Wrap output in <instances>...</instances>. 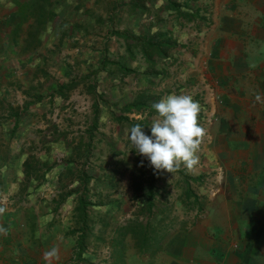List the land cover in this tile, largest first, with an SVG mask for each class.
Here are the masks:
<instances>
[{
  "label": "crops",
  "instance_id": "0c3cea01",
  "mask_svg": "<svg viewBox=\"0 0 264 264\" xmlns=\"http://www.w3.org/2000/svg\"><path fill=\"white\" fill-rule=\"evenodd\" d=\"M157 2L141 1L142 18L134 14L138 3L128 4L133 12L126 32L143 41L123 47L132 57L116 56L115 66L108 69L85 66L80 76H86L88 87L105 80H113L115 90L125 87L126 93H117L114 115L123 103L142 95L151 104L173 93L187 94L202 105V117L224 119L221 125L210 126L211 132L242 134V99L252 97V86L247 91L244 81L258 79L257 86H262L264 78V0H171L174 6L165 0ZM6 49L0 46L5 57ZM136 69L143 71L140 80L134 77ZM66 72L60 66H0V263L116 264L114 243L132 235L117 234L120 225L116 224L129 211L112 206L118 200L127 202L128 194L102 192L107 184L114 187L108 178H113L115 166H129L134 150L129 152L130 129H92L98 122L95 106L89 102L80 148L91 146L99 130L107 135L98 141L106 151L100 159L94 156L95 167L89 161L74 165L65 122L55 108L60 101L64 109L68 94L39 98L40 82L57 84L56 90L79 78ZM252 156L254 164L244 169L241 158L221 166L230 181L229 193L209 192L207 207L194 204L195 213L206 210L211 217L209 222L195 223L191 237L173 229L141 255L124 246L118 264H264V161L261 153ZM240 178H245L246 190L239 189ZM87 201H94L93 207L88 209ZM92 213L94 233L85 223ZM73 214L80 216L78 225L71 224ZM108 230L113 239L103 241ZM87 244L95 248L94 258L86 255ZM52 250L55 255L46 259L45 253Z\"/></svg>",
  "mask_w": 264,
  "mask_h": 264
},
{
  "label": "rangeland",
  "instance_id": "374dc122",
  "mask_svg": "<svg viewBox=\"0 0 264 264\" xmlns=\"http://www.w3.org/2000/svg\"><path fill=\"white\" fill-rule=\"evenodd\" d=\"M130 1L134 2L133 4L138 3V7L135 8L137 10L135 16L142 18L145 12L141 3L143 0H0V46L4 45L7 48L5 52H8L5 57L0 51V66L3 63L6 66H60L65 72L69 70L70 75L79 76V78H72L66 83L70 84L72 81L68 88H62V84L54 90L53 87L57 84L53 86L48 83L47 86H44L43 82H40L39 87V98L44 94L50 95V97L53 94L59 96L68 94L69 101L64 109L61 108L62 102L58 100L55 108L58 109L56 113L61 114L65 122L69 142L71 141L72 157L70 160L74 165H77L79 161L83 165L89 161L95 167L97 163H95L94 156L100 159L99 156L106 151L98 141L101 136L107 135H101L99 132H106L112 127H126V122L113 119L116 107H118L115 103L117 93L120 95L126 93L125 87L115 90L111 84L113 80H105L98 86L93 84V87H88L90 83H87L86 76H80L82 75L80 72L82 73V70L87 68L85 66H105L107 69L115 66L112 63L116 60V56L127 58L129 55L127 51L124 53L123 47L126 46V43L129 46L132 43L136 44L137 41L139 44L143 43L140 39L131 38V34L127 33L129 32L127 29V24L130 22L129 14L133 12V8L128 7ZM153 1L155 4L158 3V0ZM122 32L129 34H124L128 39H124L118 34ZM20 61L23 63L21 64ZM142 72V69H136L134 77L142 79ZM98 78H104V76L99 75ZM108 79H112V77H108ZM244 83L248 85L247 91L251 89L252 97L242 99V112L245 115L242 118V134L211 132L210 126L214 125L215 128L217 124L221 125L224 119L210 117V115L202 117L199 113L198 122L206 129V135L197 152L198 164L192 169L181 165L180 169L172 174L162 170L155 171L154 177L148 179L147 175L142 172L145 168L146 173L149 171L150 162L146 158L143 159L141 155H137L133 145L129 144V152L134 150L132 157L128 158V168H125L124 165L115 166L113 178H108L109 180L113 179L114 187L107 184L103 187L102 192L107 195L122 190L128 194L127 202L121 203L118 200V202L112 203L113 207L122 206L124 211H129V216L116 226H122L128 219H133L136 216L142 220V223L146 222V214L143 215L140 211L145 209V194L149 195L147 193L149 182L151 183L149 200L152 205L147 225V239L143 242L140 236L131 235L128 240L124 241L123 239L122 242L116 240L117 242L112 248L114 263L118 264V260L123 257L124 246L138 255L148 253L156 244L162 242L173 229L183 236L191 237L196 226L195 223L208 221L211 217L206 210L195 213L194 204L202 205L204 203L203 207H207L209 201L206 197L209 196V192H224V196L229 193L230 181L224 176L221 166H226L229 160L241 158L244 169L248 164H254L252 155L256 153H261L264 161V78L262 86H257L258 79L245 80ZM94 87L100 88L101 91L99 93L96 90L93 91ZM249 87L250 89H248ZM257 96L260 97L259 100H257ZM147 99V95L144 97L142 95L141 100L146 101V104H148ZM92 100L100 105V108ZM89 102L92 108L95 106L94 112L97 114L98 122L91 128L97 127L101 131L96 130L97 133L93 134L91 146L80 148V141L85 130L82 129L85 127V120H87L84 118H87V106L90 107ZM124 114L122 115L129 120L144 122L142 130L146 135L151 136V124L156 114L147 115L145 110ZM107 117H109L108 120ZM88 118L90 117L88 116ZM82 120L83 123H81ZM255 127L257 130L250 131V128ZM80 132L82 133L79 134ZM109 136L111 135L109 134ZM56 148H58L57 145ZM225 169L228 171V168ZM107 173L109 174V172ZM213 181L216 182L215 186ZM237 181L239 189L246 190L245 178L237 179ZM86 205L89 209L90 206L93 207L94 201H87ZM95 217L92 213L90 216L87 215L85 220L88 228L92 229L90 233L95 232L93 229ZM103 220H105L103 224L106 226L108 216L105 215ZM70 221L71 224L78 225L80 216L73 214ZM110 226L112 228L113 225L110 224ZM205 234L206 232H203V235ZM112 236H114L112 230H108L105 236L102 235L103 241L106 240L105 237L112 238ZM86 246V255L96 256L95 248L88 244ZM0 264L15 263L2 262Z\"/></svg>",
  "mask_w": 264,
  "mask_h": 264
},
{
  "label": "clouds",
  "instance_id": "9594fccd",
  "mask_svg": "<svg viewBox=\"0 0 264 264\" xmlns=\"http://www.w3.org/2000/svg\"><path fill=\"white\" fill-rule=\"evenodd\" d=\"M256 98L260 99L259 96ZM151 107L156 114L151 124V136L144 133L140 124L129 130L136 153L145 157L156 171L172 174L181 165L192 169L198 164L197 152L206 135V129L198 122L202 110L200 103L191 95L173 93ZM54 255L55 250L49 251L45 258Z\"/></svg>",
  "mask_w": 264,
  "mask_h": 264
},
{
  "label": "trees",
  "instance_id": "16d2710c",
  "mask_svg": "<svg viewBox=\"0 0 264 264\" xmlns=\"http://www.w3.org/2000/svg\"><path fill=\"white\" fill-rule=\"evenodd\" d=\"M171 0H167V2H169L172 6L173 3L170 2ZM133 4H131V7H134V5L132 6ZM136 10V9H134ZM137 13V10L134 12V14ZM122 36V38L124 39H127V37L122 34V33H118ZM148 44V42H147ZM72 83V81L70 82V84ZM70 84H65V85H62L61 87L62 88H68L70 87L69 85ZM142 96H139V98H136V100H134L133 102H130V103H123L122 106L120 108H118V111H119V114L118 115H114V119L116 121H124L126 122L125 126L128 127V129H130L132 126L136 125V124H140L141 127H143L145 124L144 122L138 120V121H134V120H129L126 116L122 115L124 113H128V112H131V111H134V112H140V111H146L147 112V115H150V114H155L154 110L152 109V104H146L145 102H143L141 100ZM137 154V153H136ZM139 155V154H137ZM143 157V156H142ZM143 159H145V157H143ZM141 163H143L141 161ZM149 171L146 173V168L145 170H143L142 174H146L148 179H152L154 177V174H155V169L149 164ZM138 185V184H136ZM151 186V183L149 182L148 186H147V193L149 194L147 196L146 195V198H145V201H144V204H145V209L144 210H141L140 212L144 214H146V218H145V223H142V220H139L138 219V216L134 217L133 219H128L122 226H120L118 228V234L120 236L126 234V233H129V234H132L134 236H140L142 238V241L144 242L147 238H146V232H147V225H148V220H149V215H150V207H151V200H149V196H150V193L149 191L151 190L150 188ZM81 248V244L78 245V253L80 252L79 249Z\"/></svg>",
  "mask_w": 264,
  "mask_h": 264
}]
</instances>
